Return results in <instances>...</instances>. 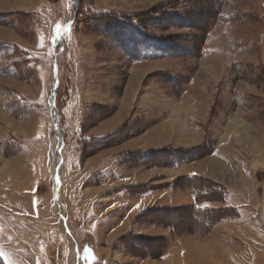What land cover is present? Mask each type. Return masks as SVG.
Wrapping results in <instances>:
<instances>
[{
    "label": "rangeland",
    "instance_id": "obj_1",
    "mask_svg": "<svg viewBox=\"0 0 264 264\" xmlns=\"http://www.w3.org/2000/svg\"><path fill=\"white\" fill-rule=\"evenodd\" d=\"M188 120L247 196L201 235L120 204L172 167L120 145ZM0 264H264V0H0Z\"/></svg>",
    "mask_w": 264,
    "mask_h": 264
},
{
    "label": "crops",
    "instance_id": "obj_2",
    "mask_svg": "<svg viewBox=\"0 0 264 264\" xmlns=\"http://www.w3.org/2000/svg\"><path fill=\"white\" fill-rule=\"evenodd\" d=\"M7 4V3H2ZM9 4V3H8ZM198 123L195 124V123ZM194 124V125H192ZM178 129H173L166 125H154L145 131V133L135 138H131L120 145V152L148 150L151 148L165 147H193L201 144L206 135L205 126L201 121H185ZM119 152V151H118ZM225 154L216 145L213 152L206 157L182 163L174 167H151L149 169L120 167L121 173L119 183L126 185H135L140 183L152 182L159 186L152 191L141 195H124L121 199V206H128L135 210L131 217L137 216L139 212L155 206H191L197 203L193 192L184 189L175 184L177 179L185 177H201L212 181L228 191V197L233 192H241L242 198H246V193L242 189L240 179L235 178L238 173L233 168L231 160L225 159ZM229 162L231 164H229ZM123 188L119 193H123ZM221 204H211L212 207H240V203L229 202V199ZM139 205V207H137ZM154 226V225H152Z\"/></svg>",
    "mask_w": 264,
    "mask_h": 264
},
{
    "label": "trees",
    "instance_id": "obj_3",
    "mask_svg": "<svg viewBox=\"0 0 264 264\" xmlns=\"http://www.w3.org/2000/svg\"><path fill=\"white\" fill-rule=\"evenodd\" d=\"M78 0H72L73 8L77 5ZM124 30V29H123ZM127 32L130 40L128 48L134 49L133 42L136 38V32H133L131 29L124 30ZM135 35V37H134ZM138 36V35H137ZM148 41V40H147ZM131 44V45H130ZM133 45V46H132ZM206 141L204 140L201 144L193 147H172L168 158L170 160V166H178L182 163L194 161L200 158H203L209 154L210 152H205ZM147 153L161 154L165 151V148L162 149H148ZM141 152V151H140ZM175 184L183 187L190 192H193L196 196L197 203L191 206H177V207H169V206H155L145 209L141 214H139L136 219H140L143 217L153 218L158 217L163 214L162 223L164 221V225L167 228H171L173 231H178L180 234H193V235H201L208 231V227L223 217H227L228 212L236 210V207L231 206H222V207H212L211 204H221L225 202L228 197V191L223 187L216 185L210 180L201 177H185L181 179H177ZM153 222V221H152ZM146 238V237H145ZM151 240H154L153 237H148ZM164 240V238H160ZM153 243L143 244V248L149 252H153L154 250H159L158 243L152 241ZM157 245L158 247H154L153 245ZM167 246V244H166ZM164 246H162L161 252H157V256H162L164 253ZM148 252V253H149ZM155 252V251H154Z\"/></svg>",
    "mask_w": 264,
    "mask_h": 264
},
{
    "label": "snow or ice",
    "instance_id": "obj_4",
    "mask_svg": "<svg viewBox=\"0 0 264 264\" xmlns=\"http://www.w3.org/2000/svg\"><path fill=\"white\" fill-rule=\"evenodd\" d=\"M137 207H139V205H137Z\"/></svg>",
    "mask_w": 264,
    "mask_h": 264
}]
</instances>
